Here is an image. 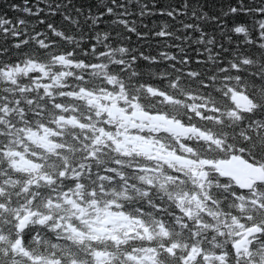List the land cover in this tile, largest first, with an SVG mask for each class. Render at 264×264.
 Returning <instances> with one entry per match:
<instances>
[{
  "label": "snow or ice",
  "instance_id": "6c2138e0",
  "mask_svg": "<svg viewBox=\"0 0 264 264\" xmlns=\"http://www.w3.org/2000/svg\"><path fill=\"white\" fill-rule=\"evenodd\" d=\"M0 264H264V0H0Z\"/></svg>",
  "mask_w": 264,
  "mask_h": 264
}]
</instances>
